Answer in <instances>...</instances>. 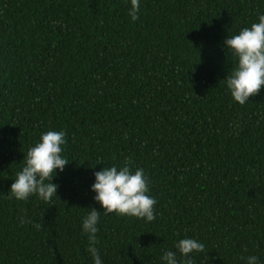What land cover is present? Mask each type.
Segmentation results:
<instances>
[{"label":"trees","instance_id":"16d2710c","mask_svg":"<svg viewBox=\"0 0 264 264\" xmlns=\"http://www.w3.org/2000/svg\"><path fill=\"white\" fill-rule=\"evenodd\" d=\"M128 6L0 0V264H93L81 221L113 165L144 170L156 219L101 213L103 264H161L185 237L205 245L193 264H264V87L241 106L223 81L224 39L264 0H141L135 22ZM49 130L66 134L57 197L17 201Z\"/></svg>","mask_w":264,"mask_h":264},{"label":"clouds","instance_id":"9594fccd","mask_svg":"<svg viewBox=\"0 0 264 264\" xmlns=\"http://www.w3.org/2000/svg\"><path fill=\"white\" fill-rule=\"evenodd\" d=\"M141 0H128L127 14L135 22L139 17ZM257 21L237 34L227 36L223 47L233 58L234 64L223 81L232 100L243 106L249 98L264 87V14H258ZM66 134L63 130H49L40 135L39 141L23 155V166L16 174L9 193L17 201H27L31 197L48 203L57 197L59 185L53 183L58 173L69 164L63 155ZM94 182L89 191L94 193L96 208L88 210L82 218L81 230L87 236L88 254L93 264H103L98 244V223L100 215L142 219L146 223L156 219V200L149 194V180L142 168L134 171L129 166L103 167L93 173ZM31 223V221H29ZM39 230L40 225L34 224ZM175 251H164L161 264H193L194 254H203L205 245L196 238H181L174 243ZM179 255V258H178ZM246 264H259L254 255L246 258Z\"/></svg>","mask_w":264,"mask_h":264}]
</instances>
